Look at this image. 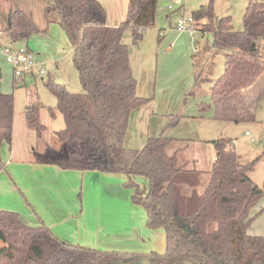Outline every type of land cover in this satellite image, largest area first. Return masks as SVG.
Wrapping results in <instances>:
<instances>
[{"label":"trees","instance_id":"trees-1","mask_svg":"<svg viewBox=\"0 0 264 264\" xmlns=\"http://www.w3.org/2000/svg\"><path fill=\"white\" fill-rule=\"evenodd\" d=\"M49 1L45 15L52 9L58 15L82 91L73 93L48 83L64 123L55 133L60 149L47 147L43 153L33 149V161L63 170L124 175L132 204L143 208L148 229L164 232L165 248L162 253L134 254L68 244L43 222L28 226L16 212L1 210L0 264H139L141 260L148 264H264V235L247 234L253 220L249 211L262 191L247 175L253 163L240 164L230 140L211 142L215 160L201 193L195 190L200 173L178 165L176 157L167 154L171 138H147L141 149L124 145L130 113L148 100L136 95L122 36L130 29L133 42L138 43L143 31L154 25L159 3L167 0H129L126 17L118 26L107 25L98 0ZM192 18L200 32L211 35L214 49L227 51L223 74L210 88L211 103L198 104V111L212 108L210 119L220 122L254 121L252 105L264 81V0H249L242 32H234L229 17L214 24L211 4L201 6ZM5 31L13 42L39 32L31 16L21 11L12 13ZM13 114V95L0 94V148L11 142ZM25 121L41 140L45 126L38 106L26 108ZM134 178L145 180L144 191ZM180 184L190 186L191 195H183Z\"/></svg>","mask_w":264,"mask_h":264},{"label":"rangeland","instance_id":"rangeland-1","mask_svg":"<svg viewBox=\"0 0 264 264\" xmlns=\"http://www.w3.org/2000/svg\"><path fill=\"white\" fill-rule=\"evenodd\" d=\"M128 1L98 0L105 11L108 26H118L125 19ZM252 1L262 2V0ZM248 2L249 0L161 1L154 25L143 31L142 39L138 43L133 42L130 29L123 33L121 41L128 49L130 68L136 81V95L148 100L130 113L126 142L130 148L141 149L147 138L158 137L161 134L177 139L178 146L181 145V141H198L201 140L200 138L208 141L220 138L230 140V146L236 149L239 163H253V168L247 175L262 191V196L249 211V217L253 220L247 228V234L263 236L264 81L260 85V92L258 91V101L252 105L254 121L233 124L210 119L212 108L201 113L197 106L200 103L210 105V88L223 74L227 51L214 49L211 45V35L203 34L196 28L193 33H178L175 30L178 18L192 16V13L201 6L211 4L214 24L219 19L229 17L234 32H242L243 16ZM0 4L13 6L29 13L39 31L25 41L15 42L4 31H0L2 33L0 48L8 46L17 49L27 46L39 69L45 71V74L41 76L37 69L34 71V77L28 76L24 83L15 82L13 85L15 80L12 68L0 55V93L12 94L14 100L13 144L7 146V151L12 149L16 155L29 152L31 149L32 151L37 149L38 153H43L46 147L59 151L60 145L55 133L63 129L64 123L62 116L56 111V98L47 85L52 82L65 86L73 93L82 91L78 72L72 62L71 45L59 25L48 23L57 15L54 9L48 16L45 15V8L51 6L48 0H0ZM168 6H171V9ZM29 105L39 107V120L45 126L41 140H37L33 130L26 125L25 108ZM50 110L54 111V116L51 115ZM200 115L203 118H193ZM245 132H248L250 137L245 136ZM251 138L254 142L250 141ZM4 145L8 144L4 143ZM202 148L204 152L201 159L207 163L208 149L212 151L213 148L211 144H204ZM193 149L194 146L185 149L181 157L184 156L187 159L194 157ZM3 151L5 153V150ZM0 161L2 162L1 158ZM0 169H2L1 166ZM137 179L140 190L144 191L146 184L142 178ZM187 187L185 184H180L179 188ZM86 188L87 185L77 207L79 212L80 203L83 204L82 226L85 229H82L80 234L72 229L69 235L70 241H67L70 244L84 246L83 240L86 235L92 239L97 211H99L97 218L100 222L128 219L126 224L129 225L128 209L116 203L109 205L103 199L97 201L94 191L87 192ZM2 201L6 202V200ZM133 210L138 211L141 218L142 214L145 216L142 207L135 205ZM132 218V222L139 223L136 214H133ZM214 227V225L211 226V228ZM103 242L100 239V246ZM139 264L148 263L141 260Z\"/></svg>","mask_w":264,"mask_h":264},{"label":"crops","instance_id":"crops-1","mask_svg":"<svg viewBox=\"0 0 264 264\" xmlns=\"http://www.w3.org/2000/svg\"><path fill=\"white\" fill-rule=\"evenodd\" d=\"M15 11L21 10L13 6L0 4V31L6 33L5 30L9 27L12 13ZM24 13L29 15V13ZM48 23L58 25V15L50 19ZM196 29L200 31L199 27H196ZM32 76L34 77V75ZM196 117L203 118L201 115L194 116L193 118L195 119ZM13 132L14 123L10 144L4 145L3 143L0 148V158L3 162V168L0 169V211L16 212L21 221L28 226L35 227L40 222H43L59 240L68 243L67 241H70L69 235H71L72 229L79 234L82 229H85L82 226L83 204L80 203L81 210L79 212L77 207L79 204L78 201L83 197L84 188L87 185L86 191H94L95 200L101 201L103 199L109 205L116 203L128 209L130 221L128 222L129 225L126 224L128 219H115L114 221L116 222H100V219L97 218L99 211H97L95 220L96 227L94 226L92 231L93 237L92 239L88 235L84 237V247H93L95 250L104 252L134 254H148L150 252L162 253L164 251V232L160 229H148L145 225L146 216L142 214L141 218L139 212L133 210L135 205L131 202L132 190L124 186L126 182L124 175L97 171L63 170L56 165L37 164L33 161L32 149L29 152L19 155H16L12 149L9 152L7 151V146L13 144ZM171 139L172 142L166 149L167 154L175 156L178 165L187 170H196L200 173L199 184L195 190L197 193H201L209 180V171L215 160L212 141L200 138L201 140L198 141H181V145L178 146L176 143L177 139ZM127 144L125 135L124 145L130 148ZM202 144H211L213 148L212 151L208 149L209 159L207 163L201 159L202 153L204 152ZM193 146L194 157L192 156L188 159L186 157L184 158V156L181 157V154L184 153L182 151ZM230 149L236 153L235 148L230 146ZM3 150H5V153H3ZM134 180L138 184V179L134 178ZM143 181L146 184L144 179ZM180 191L183 195L189 196L191 195L192 189L188 186L187 188L180 189ZM86 194L89 197V194ZM2 200H6V202ZM133 214L137 215L139 223L132 222ZM100 239L104 241L102 243L103 247L100 246Z\"/></svg>","mask_w":264,"mask_h":264},{"label":"built area","instance_id":"built-area-1","mask_svg":"<svg viewBox=\"0 0 264 264\" xmlns=\"http://www.w3.org/2000/svg\"><path fill=\"white\" fill-rule=\"evenodd\" d=\"M171 9V6H168ZM196 28V22L192 16H182L177 19L175 23V30L178 33H193ZM2 33L0 32V36ZM0 55L11 66L13 71V77L16 83H24L28 76H32L34 71L40 67L34 62V57L30 50L26 46H21L17 49L4 46L0 48ZM39 75H44L43 69L38 70ZM245 136L250 137L248 132H245ZM254 142L253 138L250 139ZM235 142L233 141V144Z\"/></svg>","mask_w":264,"mask_h":264},{"label":"water","instance_id":"water-1","mask_svg":"<svg viewBox=\"0 0 264 264\" xmlns=\"http://www.w3.org/2000/svg\"><path fill=\"white\" fill-rule=\"evenodd\" d=\"M0 77H1V73H0Z\"/></svg>","mask_w":264,"mask_h":264}]
</instances>
